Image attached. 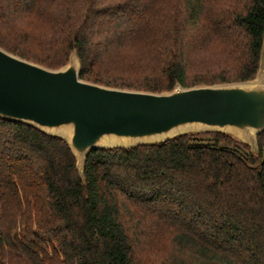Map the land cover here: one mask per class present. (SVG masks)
<instances>
[{
	"label": "trees",
	"instance_id": "trees-1",
	"mask_svg": "<svg viewBox=\"0 0 264 264\" xmlns=\"http://www.w3.org/2000/svg\"><path fill=\"white\" fill-rule=\"evenodd\" d=\"M0 47L163 93L253 79L264 0H0ZM92 150L0 118V264H264V131Z\"/></svg>",
	"mask_w": 264,
	"mask_h": 264
},
{
	"label": "water",
	"instance_id": "water-1",
	"mask_svg": "<svg viewBox=\"0 0 264 264\" xmlns=\"http://www.w3.org/2000/svg\"><path fill=\"white\" fill-rule=\"evenodd\" d=\"M76 52L51 69L0 47V118L65 139L84 175L90 151L151 145L186 132L229 133L257 151L264 131V48L245 82L152 93L81 79Z\"/></svg>",
	"mask_w": 264,
	"mask_h": 264
},
{
	"label": "rangeland",
	"instance_id": "rangeland-1",
	"mask_svg": "<svg viewBox=\"0 0 264 264\" xmlns=\"http://www.w3.org/2000/svg\"><path fill=\"white\" fill-rule=\"evenodd\" d=\"M69 63V62H68ZM203 132H206V131H202V132H186V133H203ZM238 139V138H237ZM239 140V139H238Z\"/></svg>",
	"mask_w": 264,
	"mask_h": 264
}]
</instances>
